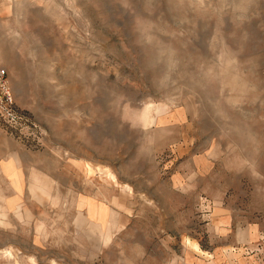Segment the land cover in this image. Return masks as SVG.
I'll use <instances>...</instances> for the list:
<instances>
[{"label": "rangeland", "instance_id": "rangeland-1", "mask_svg": "<svg viewBox=\"0 0 264 264\" xmlns=\"http://www.w3.org/2000/svg\"><path fill=\"white\" fill-rule=\"evenodd\" d=\"M0 66V264H264V0H0Z\"/></svg>", "mask_w": 264, "mask_h": 264}, {"label": "crops", "instance_id": "crops-1", "mask_svg": "<svg viewBox=\"0 0 264 264\" xmlns=\"http://www.w3.org/2000/svg\"><path fill=\"white\" fill-rule=\"evenodd\" d=\"M229 217H225L224 223H222V228L217 231H221L225 237H223V243L226 247L215 248L211 253L212 264H248L247 260L242 256H232L230 253L235 252L232 248L233 245L237 242L235 236L239 231V227L234 226L233 228H228ZM229 230H228V229ZM244 233V230H243ZM245 237L253 238L255 236V231L253 229H247L244 233ZM228 237V238H227ZM232 246V247H231ZM197 253L193 251L186 252L184 255V259L187 261V264H206L205 257H198Z\"/></svg>", "mask_w": 264, "mask_h": 264}, {"label": "built area", "instance_id": "built-area-1", "mask_svg": "<svg viewBox=\"0 0 264 264\" xmlns=\"http://www.w3.org/2000/svg\"><path fill=\"white\" fill-rule=\"evenodd\" d=\"M0 109L5 113L9 121H17L18 116L13 109V95L7 82V73L0 66Z\"/></svg>", "mask_w": 264, "mask_h": 264}]
</instances>
